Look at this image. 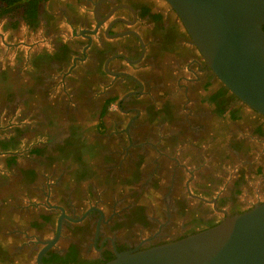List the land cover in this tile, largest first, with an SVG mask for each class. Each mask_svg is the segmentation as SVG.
Masks as SVG:
<instances>
[{
    "label": "flooded vegetation",
    "instance_id": "af4514ba",
    "mask_svg": "<svg viewBox=\"0 0 264 264\" xmlns=\"http://www.w3.org/2000/svg\"><path fill=\"white\" fill-rule=\"evenodd\" d=\"M261 202L264 116L165 0H0V264H104Z\"/></svg>",
    "mask_w": 264,
    "mask_h": 264
},
{
    "label": "water",
    "instance_id": "95a60500",
    "mask_svg": "<svg viewBox=\"0 0 264 264\" xmlns=\"http://www.w3.org/2000/svg\"><path fill=\"white\" fill-rule=\"evenodd\" d=\"M221 83L264 116V0H165ZM104 264H264V202Z\"/></svg>",
    "mask_w": 264,
    "mask_h": 264
},
{
    "label": "trees",
    "instance_id": "16d2710c",
    "mask_svg": "<svg viewBox=\"0 0 264 264\" xmlns=\"http://www.w3.org/2000/svg\"><path fill=\"white\" fill-rule=\"evenodd\" d=\"M262 29H263V31H264V25H263Z\"/></svg>",
    "mask_w": 264,
    "mask_h": 264
},
{
    "label": "rangeland",
    "instance_id": "374dc122",
    "mask_svg": "<svg viewBox=\"0 0 264 264\" xmlns=\"http://www.w3.org/2000/svg\"><path fill=\"white\" fill-rule=\"evenodd\" d=\"M33 79H35L34 77H32ZM18 84V83H17ZM25 84V83H24Z\"/></svg>",
    "mask_w": 264,
    "mask_h": 264
}]
</instances>
